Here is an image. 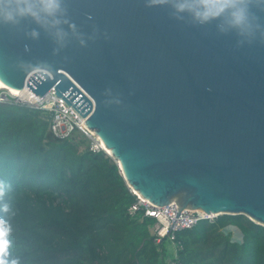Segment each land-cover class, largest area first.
<instances>
[{
  "label": "water",
  "instance_id": "95a60500",
  "mask_svg": "<svg viewBox=\"0 0 264 264\" xmlns=\"http://www.w3.org/2000/svg\"><path fill=\"white\" fill-rule=\"evenodd\" d=\"M181 3L202 11L198 0H60L42 25L0 22V82L53 89L151 205L264 227V0L240 28L230 9L202 20Z\"/></svg>",
  "mask_w": 264,
  "mask_h": 264
},
{
  "label": "trees",
  "instance_id": "16d2710c",
  "mask_svg": "<svg viewBox=\"0 0 264 264\" xmlns=\"http://www.w3.org/2000/svg\"><path fill=\"white\" fill-rule=\"evenodd\" d=\"M49 125L47 111L0 104L8 264H264V227L242 215L200 221L156 244L155 220L128 215L136 198L111 158L75 131L55 137Z\"/></svg>",
  "mask_w": 264,
  "mask_h": 264
},
{
  "label": "built area",
  "instance_id": "2783aa9c",
  "mask_svg": "<svg viewBox=\"0 0 264 264\" xmlns=\"http://www.w3.org/2000/svg\"><path fill=\"white\" fill-rule=\"evenodd\" d=\"M0 104H21L33 109L47 111L50 113L49 129L55 137L65 138L75 131L87 139L88 150L93 152L103 151L107 155L100 140L92 131L86 128L84 119L60 98L56 97L53 89L40 97L25 86L17 92L11 91L6 86H0ZM129 191L136 199L128 207V215L133 216L141 211L144 216L155 220L153 227L150 229V234L156 244H159L163 238L173 242L177 232L189 230L200 221H212L217 217L200 210L183 209L178 211V207L174 202L165 207H155L131 189Z\"/></svg>",
  "mask_w": 264,
  "mask_h": 264
},
{
  "label": "clouds",
  "instance_id": "9594fccd",
  "mask_svg": "<svg viewBox=\"0 0 264 264\" xmlns=\"http://www.w3.org/2000/svg\"><path fill=\"white\" fill-rule=\"evenodd\" d=\"M165 2V0H160ZM251 0H198L202 11L194 12L193 6L187 3L177 5L178 11L190 12L202 20L219 16L225 10L230 9L229 15L234 27L240 28L247 24ZM61 9L60 0H0V22L10 25H18L21 20L31 19L33 22L42 25L43 17H55ZM55 20L54 23H59ZM35 35V33H33ZM3 185L0 183V197L3 196ZM7 211V206H4ZM7 230L3 221H0V264H8L4 259L8 243L6 240ZM12 264H16L12 261Z\"/></svg>",
  "mask_w": 264,
  "mask_h": 264
},
{
  "label": "rangeland",
  "instance_id": "374dc122",
  "mask_svg": "<svg viewBox=\"0 0 264 264\" xmlns=\"http://www.w3.org/2000/svg\"><path fill=\"white\" fill-rule=\"evenodd\" d=\"M225 232H229L230 233V239L233 242H240L241 241V234L235 227H232V226L227 227L225 229Z\"/></svg>",
  "mask_w": 264,
  "mask_h": 264
},
{
  "label": "bare ground",
  "instance_id": "6f19581e",
  "mask_svg": "<svg viewBox=\"0 0 264 264\" xmlns=\"http://www.w3.org/2000/svg\"><path fill=\"white\" fill-rule=\"evenodd\" d=\"M0 86L3 87L4 85L0 82ZM11 91H12V90H11ZM13 92H14V91H13ZM102 147H103L104 151H105L107 154H109V151L103 146V144H102ZM209 215H211V214H209Z\"/></svg>",
  "mask_w": 264,
  "mask_h": 264
}]
</instances>
